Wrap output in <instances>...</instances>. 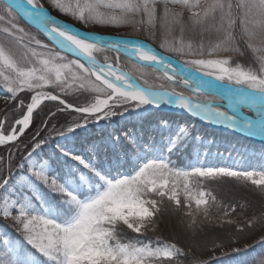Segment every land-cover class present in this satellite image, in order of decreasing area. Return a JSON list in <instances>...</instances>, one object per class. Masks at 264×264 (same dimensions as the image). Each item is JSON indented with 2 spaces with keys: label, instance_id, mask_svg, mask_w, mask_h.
Listing matches in <instances>:
<instances>
[{
  "label": "snow or ice",
  "instance_id": "6c2138e0",
  "mask_svg": "<svg viewBox=\"0 0 264 264\" xmlns=\"http://www.w3.org/2000/svg\"><path fill=\"white\" fill-rule=\"evenodd\" d=\"M50 4L85 27L131 26L139 35L77 32L39 0H0V264H224L214 253L246 255V237L257 229L264 249V171L204 163L199 152L179 166L172 157L199 138L158 115L174 106L264 144V0ZM28 22L37 34L23 26ZM122 56L162 73L164 83H137ZM76 82L89 94L83 105L66 99ZM45 100L57 101L56 110ZM145 113L159 141L142 144L128 133L122 140L107 129L86 135L92 121L145 120ZM242 182L259 191L258 213L230 199V189L218 199L212 187ZM169 224L171 235L161 238ZM230 259L264 264V252Z\"/></svg>",
  "mask_w": 264,
  "mask_h": 264
},
{
  "label": "trees",
  "instance_id": "16d2710c",
  "mask_svg": "<svg viewBox=\"0 0 264 264\" xmlns=\"http://www.w3.org/2000/svg\"><path fill=\"white\" fill-rule=\"evenodd\" d=\"M50 9H52L54 12H56L57 14L71 20L74 21L75 23H77L80 26H84L82 25L79 21L75 20L71 15H67L64 13H61L60 11H58L57 9H55L54 7H52V5L50 4V0H43ZM61 2L63 3H68L69 0H61ZM26 27V29L28 31H30L32 34H37V32L32 29L30 26L26 25L24 23V25ZM86 27H98V28H102V29H109V30H118L120 32L121 35H132V36H138L139 34L135 33L132 29L131 26H123L120 27L119 29L116 28H111L109 26H104V25H94V24H89ZM42 40H45L42 36L40 37ZM139 38L144 39L150 43H152L155 47H157L159 49V44L158 42H154L151 39L146 38L145 36H139ZM185 39L187 40V37H185ZM45 42H47L45 40ZM71 58V57H69ZM100 60H104V56L103 54L99 55L97 57ZM121 67L130 72L131 74H133L138 81L141 84H144L145 81L148 82V84H151L153 87H159L162 83H164L163 81H161L160 79H158V76H161L160 73L154 72L151 69H143L141 70L138 66H134L132 63H130L125 57H121ZM70 83H72V81H69ZM78 86V82H76V84H74L73 90L72 92L66 97V99L70 102L76 103V104H80L83 105L85 103L86 98L88 97V93H84L83 95L80 94L79 91L76 90ZM179 89V88H178ZM47 91H52L53 94H59L61 95V98H65L64 95L62 93L59 92L58 89L53 90V89H46ZM182 90L183 89H179ZM29 93V97H30ZM57 101H45L43 102V105H47L49 108H51L52 111H55V107L54 105L57 104ZM42 105V107H43ZM47 111V109H46ZM120 111H122V109H120ZM63 115H67V113L63 114ZM75 115V114H74ZM164 117H166L170 123L174 122V120H178L179 125L182 124L183 126H185L192 135H195L197 137H206L209 138L211 141H215V142H227V143H231V142H237L239 143L240 146H245V147H251V148H256L259 147L257 145V143H254L250 140L247 139H242L240 137H235L229 134H226L224 132L221 131H211V130H207L204 127H202L201 125L198 124V122L194 121V120H190V119H184V118H180L178 117V119H175L174 115L171 114H164ZM120 117L117 116L114 118V121H117ZM145 120L138 121V122H134L132 123V128H130V131L134 129H136V126H141L143 125L142 123H147V121H151L152 120V115L151 113L147 114L145 116ZM69 120L73 119V117H68ZM9 121H11V114L9 117ZM107 121V120H104ZM97 122L92 121L89 124V128L90 129H95L96 128V124ZM145 123V124H146ZM149 134L151 136H154V134H152V131H149ZM122 140H124L123 138H121ZM22 147V145H21ZM0 151H3L6 153V150L0 149ZM187 150L185 149L184 154L181 155L179 157V159L176 156H173L172 159L174 161H176L178 163L179 166L183 167L185 165H187L190 162V155L187 154L186 152ZM212 187L216 188V194L218 195V199L223 195V191L226 190H231V197L230 199L234 200V201H239V203L241 204H249L251 205V207H249L247 210L249 212V214L256 212L258 213L260 208H261V196L259 191L255 188V186L253 185H248V184H244V183H239V184H226V185H222V186H216L213 185ZM193 208H195V205L193 204ZM210 212H212L213 214L217 213V209L215 207L210 208ZM258 229L255 230L254 232L248 234V236L246 237V239H248V243L250 245V247L246 248V255H242L237 257L236 254H233L230 252L229 249H224L222 251L227 252V255H222L220 252L214 253V255L216 256V258L218 260H221L224 262V264H233L232 260L230 258L232 257H236L237 259H243L245 261H250L253 257H257L259 254H261L262 252H264V249H262L259 245V240H260V236L257 234L258 233ZM161 233V238H167V236ZM136 234H130V235H122L120 237L122 242H129V240H131L133 237H135ZM254 236V239H252L251 237ZM157 237L156 236H152V239L155 240ZM147 242V241H146ZM243 247V245H241ZM201 249L197 248V251L199 252ZM206 258V257H205Z\"/></svg>",
  "mask_w": 264,
  "mask_h": 264
},
{
  "label": "rangeland",
  "instance_id": "374dc122",
  "mask_svg": "<svg viewBox=\"0 0 264 264\" xmlns=\"http://www.w3.org/2000/svg\"><path fill=\"white\" fill-rule=\"evenodd\" d=\"M39 2L43 4L45 7H48V5L43 0H39ZM54 13L56 15H59L56 12ZM83 27L86 30L94 31L101 34L121 35L118 30L102 29L98 27H85V26ZM169 90H171V86H169ZM177 90L182 91L179 89ZM5 96L6 93L4 92L3 88L0 87V113H2L5 109V104H6ZM147 114L149 113H145L144 116H146ZM158 115L162 116L163 112H159ZM174 117L175 119H178V116H174ZM138 121L142 122L143 120L137 119L135 115L129 116L126 114L123 119L120 117L117 121L111 124H109V121H101L98 124L96 123L97 124L96 128L93 130L89 128V132L86 135H88L89 138L99 137L101 132L107 129V131L114 132L123 139L125 138V133L135 135L136 137L141 138L142 144L144 140H148L149 142H151L153 138L159 141L160 137L158 135L151 136L149 134L148 130L150 129L149 127L150 121H147V123L145 121L146 124L142 123L143 125H141L140 127L136 126L135 127L136 129H134V131L133 130L130 131V128H132V123L134 122L136 123ZM9 123H11V121H9ZM170 126L176 131H178L177 126L185 127L182 124L179 125L178 120L176 121L174 120V122L170 123ZM152 128H154V124H152ZM191 136L197 138V136L195 135L191 134ZM198 138L199 140L193 139L189 141V144L186 147L187 150L186 152L191 157L190 160H195L196 154L197 152H199L201 156V160L204 163L215 164V165H231L239 170L264 171V145L262 146L260 144H257L259 147L251 148V147H245L243 145L240 146L239 143H237L236 141L227 143V142L211 141L209 138L206 137H198ZM205 157L206 160L204 159ZM244 184L251 185L250 182ZM171 232H172V228L171 225L169 224L162 233H164L168 238L171 235Z\"/></svg>",
  "mask_w": 264,
  "mask_h": 264
},
{
  "label": "water",
  "instance_id": "95a60500",
  "mask_svg": "<svg viewBox=\"0 0 264 264\" xmlns=\"http://www.w3.org/2000/svg\"><path fill=\"white\" fill-rule=\"evenodd\" d=\"M44 7H45V6H44ZM45 10H46L50 15L56 17L57 20H59V21H61V22H66V23H68L69 26H70V27H73L74 30L77 31V32L85 31V32H89V33H92V34H100V35H104V36H106L107 38H110V39H114V38H116V37L119 35V34H116V35H106V34H101V33H97V32H94V31L86 30V29H84L83 26L78 25V24L75 23L74 21H71V20H69V19H67V18H65V17H61V16H59V15H56V14H55L50 8H48V7H45ZM25 24L28 25V26H30V22L25 23ZM30 27H31L32 29H34V30L37 32L36 27H35L34 24L31 25ZM43 38H44V37H43ZM44 39H45V38H44ZM140 39H141V38H140ZM45 40H46V39H45ZM141 40H144V39H141ZM46 41H47V40H46ZM147 43L150 44L154 49L159 50V49H158L157 47H155L152 43H150V42H148V41H147ZM68 56L71 57V54H68ZM98 60H99V59H98ZM100 61L103 62L102 60H100ZM125 71H126V70H125ZM127 72H128V71H127ZM160 74L162 75V73H160ZM131 75H132V77L136 80L137 83H140V82L138 81V79H137L133 74H131ZM93 79H94V78H93ZM140 84H141V83H140ZM45 101H47V100H45ZM45 101H44V102H45ZM159 112H163V113H165V114H171V115L178 116V117H180V118H184V119L194 120V121L198 122L199 125H201L202 127H204V128L207 129V130H211V131H221V132H224V133H226V134H229V135H232V136H235V137H240V138H242V139L250 140V141H252V142H254V143H257V144H260V145H262V146L264 145V144L261 143V141H260L259 138H249V137L243 136V135H241V134H239V133L229 132V131H225V130L219 129V128H217L216 126H213V125H211V124H208V123H206V122L201 121L199 118H195V117L190 116V115L187 114L186 112H184V111H182V110H180V109H178V108H176V107H174V106L165 105V106H163V107L160 109Z\"/></svg>",
  "mask_w": 264,
  "mask_h": 264
},
{
  "label": "bare ground",
  "instance_id": "6f19581e",
  "mask_svg": "<svg viewBox=\"0 0 264 264\" xmlns=\"http://www.w3.org/2000/svg\"><path fill=\"white\" fill-rule=\"evenodd\" d=\"M148 131H151V129H149Z\"/></svg>",
  "mask_w": 264,
  "mask_h": 264
}]
</instances>
